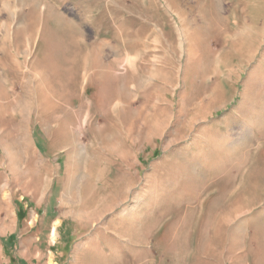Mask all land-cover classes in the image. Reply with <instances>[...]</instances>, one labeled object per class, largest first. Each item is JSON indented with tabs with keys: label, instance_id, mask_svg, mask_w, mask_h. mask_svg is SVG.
I'll use <instances>...</instances> for the list:
<instances>
[{
	"label": "rangeland",
	"instance_id": "obj_1",
	"mask_svg": "<svg viewBox=\"0 0 264 264\" xmlns=\"http://www.w3.org/2000/svg\"><path fill=\"white\" fill-rule=\"evenodd\" d=\"M0 264H264V0H0Z\"/></svg>",
	"mask_w": 264,
	"mask_h": 264
},
{
	"label": "bare ground",
	"instance_id": "obj_2",
	"mask_svg": "<svg viewBox=\"0 0 264 264\" xmlns=\"http://www.w3.org/2000/svg\"><path fill=\"white\" fill-rule=\"evenodd\" d=\"M3 5V4H2Z\"/></svg>",
	"mask_w": 264,
	"mask_h": 264
}]
</instances>
